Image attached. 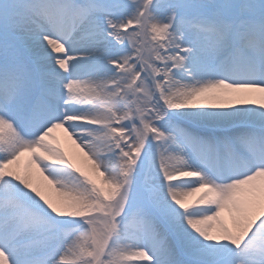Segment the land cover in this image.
Returning <instances> with one entry per match:
<instances>
[{
	"label": "snow or ice",
	"instance_id": "1",
	"mask_svg": "<svg viewBox=\"0 0 264 264\" xmlns=\"http://www.w3.org/2000/svg\"><path fill=\"white\" fill-rule=\"evenodd\" d=\"M0 264H264V0H0Z\"/></svg>",
	"mask_w": 264,
	"mask_h": 264
},
{
	"label": "bare ground",
	"instance_id": "2",
	"mask_svg": "<svg viewBox=\"0 0 264 264\" xmlns=\"http://www.w3.org/2000/svg\"><path fill=\"white\" fill-rule=\"evenodd\" d=\"M58 133L61 135V139H62L63 145L66 147V149H68L70 151H73V152H76V153H79V149H77L75 147V145H73L71 143V141H68L67 138L63 135L62 132H58ZM80 155L82 156V153H80ZM192 199H195V197H193Z\"/></svg>",
	"mask_w": 264,
	"mask_h": 264
}]
</instances>
